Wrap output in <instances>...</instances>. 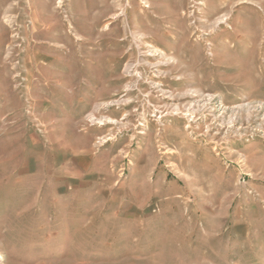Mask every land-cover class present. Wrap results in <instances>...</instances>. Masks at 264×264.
I'll return each instance as SVG.
<instances>
[{
  "label": "rangeland",
  "instance_id": "374dc122",
  "mask_svg": "<svg viewBox=\"0 0 264 264\" xmlns=\"http://www.w3.org/2000/svg\"><path fill=\"white\" fill-rule=\"evenodd\" d=\"M0 264H264V0H0Z\"/></svg>",
  "mask_w": 264,
  "mask_h": 264
},
{
  "label": "bare ground",
  "instance_id": "6f19581e",
  "mask_svg": "<svg viewBox=\"0 0 264 264\" xmlns=\"http://www.w3.org/2000/svg\"><path fill=\"white\" fill-rule=\"evenodd\" d=\"M122 13H124V10L122 11ZM227 17H228V15L222 16L220 19H218L217 23L218 22H222V21H225L226 22V20L228 19Z\"/></svg>",
  "mask_w": 264,
  "mask_h": 264
}]
</instances>
